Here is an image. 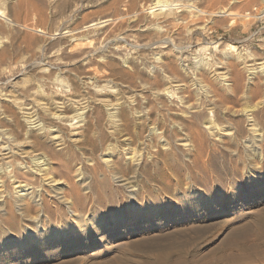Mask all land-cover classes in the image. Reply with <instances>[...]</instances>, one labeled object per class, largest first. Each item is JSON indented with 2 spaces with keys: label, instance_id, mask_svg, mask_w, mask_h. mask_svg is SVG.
<instances>
[{
  "label": "rangeland",
  "instance_id": "obj_1",
  "mask_svg": "<svg viewBox=\"0 0 264 264\" xmlns=\"http://www.w3.org/2000/svg\"><path fill=\"white\" fill-rule=\"evenodd\" d=\"M119 1L0 0V90H2L0 94H4L1 99L6 100L8 99L7 96L21 99L23 92H28L27 97L29 98H40L38 90L42 89L41 84L44 81H55L57 76H60L59 80L62 77H67V80L71 79L68 80L69 84L73 81L72 86L75 87V90L72 89V92L74 96H79L82 93L96 101L94 103H97V105H93L97 106L95 112L99 113L101 111L100 129H104L102 130L103 133H111V129H113L109 122V116L112 112H116L119 107V105L113 106V104L115 102L121 103L124 107L121 114L123 118V133L121 132V135H118L119 138L114 136V139L104 143L100 140L98 133L96 134V131H93L94 135L97 136L94 138V142L96 143L99 140L94 145L95 148L90 145L84 146L88 151L87 154L81 155V157L88 159L95 154V159L100 161L96 160L100 173H97L99 175L97 176L94 172L85 170L88 174L84 176V180H88H85V182H90L91 188L94 184V186L98 187H93V192L91 188L83 190L82 202L80 199L73 206L74 208H70V204L68 206L66 202L56 199L57 197L51 198L52 196L46 195V208L40 211L32 207H26L23 214L17 213L19 216L17 214H14V216H3L0 212V244L12 237L22 241L17 246V249H13L10 246L0 249V264H264V161H258L252 157H242V147L238 149L241 153L239 151L234 153L231 151V149H235L233 146L228 147L226 145L225 148L228 149H224L223 145L218 142V148L212 147L213 153L211 151L208 152L209 155L205 156L207 158H202L203 162L201 158L196 160L194 156L192 157L193 162L185 156L184 150L177 149L171 155L161 153L156 158L159 162L155 159L156 162L153 163H141L139 167L141 170L138 173L135 171V166H128L127 163L118 164L121 174L117 176L109 173L104 168L106 165L101 162L103 159L100 160V158L104 155L107 145L125 140L133 133V139L139 141L136 133L137 125L140 124L138 119L139 112L133 107L136 102H133L131 96L136 92L140 93V90L144 87L142 79L139 77L148 78V75L152 77L150 75L154 74L153 66L159 62L157 52L166 49L164 43H162V46L154 48V51L145 47L149 32L151 33V31L156 29L155 24L150 23L155 17L153 16L154 10L152 11L151 8L154 7L153 3L156 0ZM240 1L245 3V0ZM249 1L246 0V3ZM240 8L242 9L243 7L237 6L238 11L236 8L231 11L235 12L236 17L234 13V16H231V12L227 15L229 18L235 17L237 19V22H233V25L231 22L235 18L229 19L224 15L215 18L218 19L220 17L223 19H218L220 21L217 20V24L211 21L206 22L207 16H203L204 19L201 18L202 15L199 18L196 16L195 19H197V25L200 26L199 31H201L199 35L198 33L195 34L196 32L192 33L190 28L186 30L187 28L184 27L188 24L185 23L187 22L186 20L176 21V25L180 23H182V25L180 24L181 26L184 25L180 27L184 38L180 37L176 42L181 45L183 43V50L186 53L183 56L184 62L183 59L178 60L177 65L180 64L181 69L185 67L190 69L192 74H196L200 59L203 62L205 60L209 61L211 55L219 53L222 49H218L219 44H225L227 48H230L229 44L237 45L239 50L249 48L263 53L264 20L251 19L247 21L244 19ZM178 10L187 11L186 13H189L190 10L194 11L181 7L176 9V11ZM236 12L239 13L237 14ZM179 13L181 12L179 11ZM139 17H141L140 21ZM224 20L229 22H224ZM222 21L225 24L222 25ZM244 21L249 26L248 29L245 28ZM149 23L153 26H149ZM98 24H102L103 27ZM86 25L88 27L92 26V29H88ZM144 25L146 26L144 27ZM70 27L77 34L86 36H84L86 41L81 40L82 46H84L83 49L85 48L84 55L80 54L77 56L76 52H79V50H72L71 44L73 45L75 41L67 37L68 34H66L71 30ZM86 27L87 29H85ZM151 27H153L152 30ZM80 29H83L82 31H85V33H82ZM139 30L140 33L142 32L141 35ZM60 32L61 35H59ZM189 33H192V36ZM62 35L63 41L60 38ZM108 35L110 42L106 37ZM96 37L101 38L107 44ZM93 38L100 40L101 43L93 40ZM143 38L145 41H143ZM181 38L183 39L181 40ZM185 40H188V42ZM143 45L144 47H142ZM88 47H90V50ZM95 51H98V54ZM100 51L102 52L100 53ZM73 53L74 55H71ZM89 57L90 60H88ZM98 58L100 60H97ZM107 63H110V67ZM145 63L150 68H143ZM49 70L51 71L48 73ZM150 70L152 71L150 72ZM110 72H112L111 75L109 74ZM89 73L90 76L92 74L95 76L92 75L90 77ZM160 73L163 76L162 72ZM131 77L134 79L132 80ZM107 80L109 84L111 83V87L108 85ZM112 87L114 91H112ZM99 88L100 90H98ZM59 90H57L56 85L54 87V84H51L45 88L44 92L47 91V93L52 92L54 94L58 92L60 95L68 96L66 95L67 93H61ZM115 96L117 97L115 98ZM121 96L125 102L122 101ZM100 98L104 100H111L112 98L113 108H111V105L106 106L101 103ZM115 99L118 100L115 101ZM170 100L172 98L169 97L168 101ZM68 103L72 107L67 113L70 118L77 113L89 110V108L86 111L80 109L85 106L83 103L81 105H76L74 101ZM10 106L16 111L15 115L20 122V125L15 129L17 131L23 129L22 138L28 135L26 134L27 132L30 133L31 131L32 136L30 135V137L33 140L37 138L36 134L39 135L38 137L43 136L39 139L43 143L52 144L57 151H60L59 149L63 147V145H58L57 140L53 139L57 128L63 135L61 139L75 142L78 138V133L81 130L80 125H82V123L75 124L78 118L72 121H66V119L58 120L52 112L45 111L42 106L36 105V109H38L36 117L45 116L47 123H45L44 129H40L43 123H41V126L40 122L33 124L23 114L26 112H23L21 108L16 107L13 103H10ZM59 111L58 113H60ZM207 112L211 117L213 112L210 109ZM2 117L4 116L2 115ZM223 125H226V123H223ZM171 126H174V124H171ZM147 127L149 128L150 126L148 125ZM5 129L6 127H0L1 131ZM43 133L45 135H42ZM26 145H29V142H25ZM20 148L23 150L22 146ZM27 150L32 151L33 149L28 147ZM91 150L94 151L93 154H91ZM21 152L20 150L18 151V153ZM42 152L44 153L45 151L43 149L36 150L32 155L41 157L43 155ZM59 157L68 158L65 155H60ZM43 159H40L41 162ZM29 160L31 161L32 158L29 157ZM73 162L71 163L73 170L70 174L72 180L76 178L74 173L75 168H77V166L74 167L76 162ZM88 162L90 163V161ZM185 162L187 163L185 164ZM31 164L34 165L35 163L31 161ZM172 164L175 165V168ZM104 169H106V174L101 176V178L100 174L105 173ZM175 171L176 175H174ZM61 172L64 174L62 173L58 177L62 178V180L68 178L69 174L65 169L61 170ZM92 173L97 177L93 179V176H90V174L93 175ZM184 173L187 174L183 175ZM124 174L125 178L122 177ZM100 178L103 182L100 181ZM127 178L130 181L132 179L133 183L127 184L125 181ZM98 180L100 181L99 183ZM74 181L76 186H81V179L77 177ZM132 184L137 185L136 189L139 187L138 191H131L134 189L133 187L130 188ZM48 197L49 199H47ZM9 217L10 220L8 219ZM38 223H40L41 231L44 232V238H42L40 244H36L34 240L29 241L25 237L26 234L31 232H38ZM86 225H91V228L86 227Z\"/></svg>",
  "mask_w": 264,
  "mask_h": 264
},
{
  "label": "bare ground",
  "instance_id": "obj_2",
  "mask_svg": "<svg viewBox=\"0 0 264 264\" xmlns=\"http://www.w3.org/2000/svg\"><path fill=\"white\" fill-rule=\"evenodd\" d=\"M153 1H155V0H153ZM247 1H249V0H247ZM170 2H172V3H170ZM111 3H113V2H111ZM124 3H125V1H124ZM243 3H244V1H243ZM243 3H241L240 0H173V1L156 0L153 3L154 7L151 6L152 7L151 9H152V11L154 10V15L153 14L152 15L155 17H154V19H152V22L150 21V23L155 24L156 29L151 31V33L149 32V34L147 33L149 36L147 37L148 40H147V43L145 44V47H148L147 49H149V50L152 49V51H154L153 50L154 48L160 47V46H162V43H164L165 46L164 45L163 46L166 47L167 51H166V49L165 50H159L158 49L159 51L157 52V55H159V57L157 59L159 60V62L155 63L153 66L154 74L152 72L153 75H150L152 77H149V75H148V78H142V77H139V75H138V77L140 79H142L144 87L141 90L139 89L141 87H139L138 89L140 90L141 94L136 92L137 94L134 93V95L131 96V99L133 100V102H136L135 105L133 104L134 105L133 107L135 109H137V111L139 112V118L138 119L140 120V124L137 125V130H136L139 141H135V139H133V137H134V133H133L130 136H128V138H126L125 140L123 139L121 141H118L117 143L113 142V143H110L109 145H107V148L105 149V152L103 153L104 155L100 158V160L103 159L101 162H103L106 165L104 168H106L109 173H112L113 175H116V176L121 174V170L118 168V164H120V163H122V164L127 163L128 166H130V165L135 166L136 167L135 171H136V173H138L141 170V169H139L141 163L156 162L155 159L158 158L161 153L162 154L164 153L166 155H169V154L171 155V154H174L177 149L184 150L185 156L189 160H192L193 156L196 160H198L199 158H201V160H202L203 157L207 158L205 156L207 154L209 155L208 152H210V151L212 152V150H211L212 147L218 148L217 144H219V143H220V145H223L222 147H224V149H228V148H225L226 145L228 147L233 146L235 148L234 149L235 151L232 149H231V151H233L234 153L235 152L238 153L237 152V151H239L238 149H240V147H242V149H243L241 151L242 153L239 151L242 154V157L243 156L252 157L258 161H264V153H263V150H264L263 149V147H264V52L259 53L257 50L249 49V48L239 50L237 45H232V44H229L230 48H227V46H225V44H223L224 47L222 44H219L218 49L219 48H222V49L219 51V53H215L214 55H211V58L209 61L205 60L206 62L205 61L203 62L200 59L198 70H197L196 74H192L191 70L187 69L185 67L183 69H181V67L179 66L180 64L177 65L178 60H182L184 54H186V53L183 50L184 49L183 48L184 46H182L183 43L181 45V44H177V42H176L178 38L183 37V31L180 27H183L184 25L181 26L182 23H180L181 25L179 24L180 26L176 25L175 24L176 21L179 22V20H182V21L186 20L187 22H185V23H188L184 26L187 28L186 30H188V28H190L192 30V33L196 32L195 34L198 33V35H199V33L201 31H199L200 26L197 25V19H195L196 16L198 18L201 15H202L201 18H203V16L204 17L207 16L206 17L207 19L205 18L206 22L211 21L213 23H216L218 19H220V20L222 19L220 17L218 19H215L218 16L222 17V15H224V16L229 18V16H227V15H229L233 9L235 10V8H236V10L238 11L237 6L238 7L242 6L243 8L244 7L247 8V9L244 8V12H243V8L242 9L240 8V10L243 13L242 15H244L245 20H247V21H249L251 19L264 20V0H254V1L251 0L247 3L245 0L246 4L245 3L243 4ZM43 4H46V3H43ZM131 7H133V6H131ZM148 7H146V8H148ZM179 7L183 8V9H192L194 11L190 10L189 13H186L187 11L184 12V10H183V12L181 10L176 11V9H179ZM127 8H128V6H127ZM132 9H130V10H132ZM132 11H135V10H132ZM132 11H131V13H132ZM179 11L181 13L178 14ZM231 13H232L231 16H234L235 12H231ZM236 13L238 14L239 12H236ZM242 15H240V16H242ZM235 17H236V14H235ZM235 17H230V18H235ZM140 18L141 17H139V21H140ZM242 19H240V20H242ZM220 20H218V21H220ZM228 20H226V21L229 22ZM61 21H62V19H61ZM110 21H115V20H110ZM226 21L224 20V22H226ZM224 22L222 23V25L225 24ZM233 22L236 23L237 19L235 18L234 20H232V22H231L232 25H233ZM150 23L148 24L149 26L151 25ZM189 23H192V24H190V25H192L191 27H190ZM243 23L245 25V28L248 29L249 26H247L245 24L246 21H244ZM95 24H96V22H95ZM103 24H104V22H103ZM218 24L221 25L220 22H218ZM237 24H239V23H237ZM98 25L102 26V24H98ZM145 26L146 25H144V27ZM149 26H148V28H149ZM151 26H153V25H151ZM87 27L85 29H87ZM91 27H88V29L89 28L92 29ZM94 27H97V26H94ZM100 27H99V29H100ZM105 27H106V25H105ZM174 27H175V29H174ZM227 27L229 28V26H227ZM152 28L153 27H151V30H152ZM209 28H210V26H209ZM212 28H213V26H212ZM77 29H79V28L77 27ZM149 29H148V31H149ZM61 30H63V29H61ZM72 30H74V29L71 28V30H69L70 32L68 31V33L65 32L67 30H65L64 32L66 34H68L67 37L72 38L75 41L73 45L71 44V46L73 47L72 50H75V51L79 50V52H76L77 53L76 55L77 56L80 54L82 55L85 52L84 51L85 48L83 49L84 46H82L83 44H82L81 40H85L84 38L86 36L84 34L83 35L77 34V32L72 31ZM77 31H79V30H77ZM82 33H85V31L84 32L82 31ZM141 33L139 30L140 35H141ZM145 33H146V31H145ZM192 33L191 34L189 33V35L192 36ZM186 34H188V33H186ZM59 35H61V32ZM56 36H58V35H56ZM99 36L102 37L101 34H99ZM135 36H136V34H135ZM190 36H189V38H190ZM106 37L109 39V35ZM106 37L104 36V38H106ZM115 37H117V36H115ZM60 38H61V41H63L62 40L63 35ZM112 38H113V36H112ZM137 38H139V37H137ZM183 38H181V40ZM99 39H101V38H99ZM108 39H105V40H108ZM116 39H118V38H116ZM93 40H95V39L93 38ZM97 41L100 42V40H97ZM143 41H145V39ZM185 41L188 42V40H185ZM102 42H103V40H102ZM109 42H110V39H109ZM103 43H106V42H103ZM90 47H92V46H90ZM90 47H88V49ZM142 47H144V45ZM103 48H102V51H103ZM138 48H140V47H138ZM67 49H68V47H67ZM94 50H95V48H94ZM143 50H142V52H144ZM86 51H88V50H86ZM102 51H100V53ZM72 52H74V51H72ZM72 52H70V53H72ZM133 52H136V51H133ZM147 53H145V54H147ZM71 55H74V53ZM104 57L106 58V56H104ZM91 58H94V57H91ZM86 59H88V58H86ZM88 60H90V57ZM97 60H100V59L98 58ZM85 61L88 63L87 60H85ZM102 61H100V62H102ZM149 62H151V61H149ZM149 62H148V64H149ZM183 62H184V59H183ZM90 63H92V62H90ZM98 64H99V61H98ZM109 64L110 63H107L108 66H109ZM85 65H86V63H85ZM144 67L150 68L149 65L146 66V63H145V66H143V68ZM88 68H90V66H88ZM50 71L51 70H49L48 73ZM107 71H109V70H107ZM151 71L152 70H150V72ZM83 72H81V74H83ZM160 72H162L163 76H161ZM111 73L112 72H110L109 74L111 75ZM62 74H63V72H62ZM137 74H138V72H137ZM92 75H94V74H92ZM144 75H145V73H144ZM146 75H147V73H146ZM89 76H90V73H89ZM103 76H104V74H103ZM51 77H50V79H51ZM65 77H66V75H65ZM86 77H87V75H86ZM90 77H88V78H90ZM132 77H131V79H132ZM145 77H147V76H145ZM59 78H60V76H57V78L55 80L57 82L51 81V80L44 81V83L41 84L42 89L38 90L40 98L39 97L36 99L34 98L35 100L27 97L28 92H23V97H21V99L12 98V96H7L8 99L4 100V99H1V96H3L4 94H0V127H6L5 130H3V131L0 130V212L3 216H5V215H13L14 216V214H17V213L23 214L26 207L27 208L32 207V208H35L36 210H39V211L41 209H45L46 208V201H47L46 195L52 196L51 198L57 197L56 199H59L60 201H64V202H66V204H68V206L70 204V206H69L70 208H74L73 206L76 205L77 201H79L81 199L80 201L82 202L83 190L85 191V190L91 188L90 182L89 183L85 182V180H87V179L84 180V176L88 175L85 170L92 171L96 175H97V173H100L98 171L97 161H96L98 159H95V157H94L95 154L90 156L88 159H83L81 157V155L84 156L85 154H87V151H88V150H86V148H84V146L86 145V147H87V145H90V146L95 148L94 145H96V143L99 141L98 140L96 143L94 142V140H95L94 138L97 137L94 135L95 133L96 134L98 133L97 135L100 136V140L105 143L108 140L114 139V136L117 137L123 131V129H122L123 118H122L121 114H122V109L124 107L121 103H116V102L114 103L113 102L114 103L113 106L119 105L118 110L116 112H112V114L109 116V122L111 123L113 129H111L112 130L111 133H103L102 130H104V129H102V130L100 129L101 128L100 127V123H101L100 112L101 111L99 113L95 112V109L97 108V106L93 105V104L97 105V103H94L95 100L93 98H90V97L88 98V95L86 96V94H82V93H80L81 95H79V96H74V93L72 92V89L75 90V87L72 86L73 81L71 82V84H69L68 80L70 78L68 80L66 79L67 77L66 78L62 77L60 80H59ZM94 78H96V77H94ZM122 79L124 80V78H122ZM126 79H127V75H126ZM128 79H129V77H128ZM131 79H130V81H132L134 78L132 80ZM108 80H107V82H108ZM125 81L127 82V80H125ZM134 82H135V80H134ZM134 82H132V83H134ZM51 84H54V87L56 85L57 90L60 89L59 91H61V93H67L66 95H68V96L60 95L58 92H56L55 94L52 92L47 93V91L44 92L45 88H47ZM110 84L108 82L109 86H110ZM126 84H128V83H126ZM129 84H130V82H129ZM135 84L137 85L136 82H135ZM140 84H141V81H140ZM127 86H129V85H127ZM129 87H131V86H129ZM112 89H113V87H112ZM98 90H100V88ZM130 90H131V88H130ZM0 91H2V90H0ZM112 91H114V89ZM119 96H120V94H119ZM94 97H95V95H94ZM116 97L117 96H115V98ZM169 97L172 98V100L168 101ZM121 99H122V96H121ZM123 99H122V101H123ZM117 100L115 99V101H117ZM73 101L76 105H78V104L81 105L82 103L85 104V106L80 108L81 110L86 111L87 108H89V110L87 112L82 111L81 113H77L70 118L67 115V113L69 112L70 108H72V107L70 106V104L68 102H73ZM98 101H99V99H98ZM111 102H112V98H111V100L110 99L104 100L103 98L101 99V103H104L106 106H110V105L112 106ZM123 102H125V101H123ZM10 103H13L16 107L21 108L23 110V112H26L23 114L33 124H37L40 122V126H41V123H43V126L40 129L45 128V123H46L45 120L46 119H45V116L36 117L38 114L37 113L38 109H36V105L42 106V108L45 111L52 112V114H54L56 116L55 118H57L58 120L59 119H61V120L66 119V121L67 120L72 121V120H75L76 118H78V120L75 122V124H79V123L81 124L82 123V125H80L81 130L78 133V138L75 140V142L67 141L65 139H61L63 137V135L61 134L59 128H57L56 132H54L55 135H54L53 139L57 140V143H59L58 145H63V147L59 149L60 151L55 150L54 147L52 146V144H50V143H43L39 139L43 136L38 137L39 135L36 134L35 136L37 137L36 138L37 140L36 139L33 140L32 137H30V135L32 136L31 131H30V133L29 132L26 133V134H28L27 136L25 134L26 137L22 138V136H23L22 130L23 129H21L20 131H17L15 129V128H17L18 125H20V122L15 115L16 111H14L12 109V106H10ZM74 103H73V105H75ZM101 106H102V104H101ZM113 106L111 108H113ZM90 108H92V109H90ZM209 109L213 112L211 117L209 116V114L207 112V110H209ZM58 111L60 113H58ZM95 113H98V114H95ZM62 114H64V115H62ZM2 115L4 117H2ZM29 120H28V122H29ZM169 123L174 124V126H171V124H170L169 125L170 127H169L168 126ZM223 123H226V125H223ZM148 125L150 126L149 128L147 127ZM139 126H140V128H139ZM93 131H96V132L94 133ZM42 135H45V134L43 133ZM118 138H119V136H118ZM25 142H27V143L29 142V145L25 146ZM20 146H22L23 150L20 148ZM28 147L32 148L33 150L32 151L27 150ZM74 147H76V148H74ZM77 148H79V149H77ZM16 149H18V150H16ZM42 149L45 152L44 153L42 152L43 155L41 157H34L35 155L34 156L32 155L34 151L42 150ZM19 150L22 152L18 153ZM93 153H94V151L91 152V154H93ZM182 154L184 155V153H182ZM60 155H65L68 158L59 157ZM239 155H237V156H239ZM29 157L32 158L31 161L35 163L34 165L31 164ZM41 158H44L42 160V162L40 160ZM175 158H177V157H175ZM183 158H184V156H183ZM76 159H78V160H76ZM156 160H158V159H156ZM178 160H180V159L178 158ZM73 161L76 162L74 167L77 166V168H75L74 174H75L76 178L78 177L79 179H81V181H80L81 186H76V183L74 181L76 178H74V180H72V178H71L72 176L70 175L72 173L71 171L73 170L72 166H71V163H74ZM88 161H90V163ZM158 162H159V160H158ZM187 162H185V164ZM202 162H203V160H202ZM172 165L175 168V165L174 164H172ZM182 165H184V164H182ZM123 167H124V165H123ZM167 167H170V166L168 165ZM102 168H103V166H102ZM177 168H176V170H177ZM63 169H65L67 171V173L69 174L68 178H66L65 180H62V178L58 177L63 173V172H61V170H63ZM106 169H104V171H105V173L103 172L104 174H102V175L100 174V177L106 174ZM122 170H124V169H122ZM181 172H182V170H181ZM136 173H135V175H136ZM186 174L184 173L183 175H186ZM96 175L94 176V174L93 175L90 174V176H93V179L96 178L97 176H99V175H97V176ZM174 175H176V171H175ZM121 176H120V178L123 181V178H125L124 177L125 174L122 176L123 178ZM117 179H118V177H117ZM99 180H98V183L100 181L103 182L104 177H103V180L102 179L100 181ZM133 180H135V179H133ZM71 181H73V182H71ZM125 181L127 184L133 183L132 179L130 181V179L127 178V179H125ZM98 183H97V185H98ZM91 185H93V184H91ZM94 185H93V187H96V188L98 187V186H94ZM103 185H101V186H103ZM124 185H125V183H124ZM124 185H123V187H124ZM101 186H99V187H101ZM136 186L137 185L132 184L130 186V188L133 187L134 189L131 191H138L139 187H138V189H136ZM92 188H91V190H92ZM93 191L94 190H92V192ZM96 192H97V190H96ZM83 197H85V196H83ZM47 199H49V197ZM78 204H81V203H78ZM17 216H19V215L17 214ZM8 219L10 220V217ZM4 220H5V217H4ZM6 224H7V222H6ZM38 227H39L38 232H31V233L25 235V237L27 239H29V241L34 240L36 242V244H40L42 238H44L43 237L44 232L41 231L40 223H38ZM21 242H22L21 240H18V239L16 240V238L12 237L10 239L5 240L3 243H1L0 249L3 247H8V246H10L13 249H17V246L19 244H21Z\"/></svg>",
  "mask_w": 264,
  "mask_h": 264
},
{
  "label": "snow or ice",
  "instance_id": "obj_3",
  "mask_svg": "<svg viewBox=\"0 0 264 264\" xmlns=\"http://www.w3.org/2000/svg\"><path fill=\"white\" fill-rule=\"evenodd\" d=\"M86 227L91 228V225H86Z\"/></svg>",
  "mask_w": 264,
  "mask_h": 264
}]
</instances>
